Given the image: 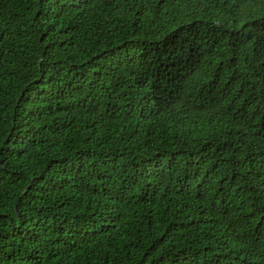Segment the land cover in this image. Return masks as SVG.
Returning a JSON list of instances; mask_svg holds the SVG:
<instances>
[{"label":"trees","instance_id":"1","mask_svg":"<svg viewBox=\"0 0 264 264\" xmlns=\"http://www.w3.org/2000/svg\"><path fill=\"white\" fill-rule=\"evenodd\" d=\"M0 264H264V0H0Z\"/></svg>","mask_w":264,"mask_h":264}]
</instances>
